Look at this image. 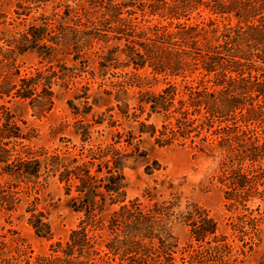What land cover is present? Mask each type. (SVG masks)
<instances>
[{
  "label": "trees",
  "instance_id": "obj_1",
  "mask_svg": "<svg viewBox=\"0 0 264 264\" xmlns=\"http://www.w3.org/2000/svg\"><path fill=\"white\" fill-rule=\"evenodd\" d=\"M16 1L17 19L26 21L33 10L43 13L33 19L37 25L17 32L0 30V42L6 47L0 46V212L15 211L21 202V184L28 187V179L34 184L42 179L43 184L57 177L64 184L65 195L75 193L73 211L84 216L68 239L51 246L52 254L38 258L37 264H155L145 256L143 242L157 238L153 235L155 217L164 208L158 204L145 208L138 198L124 202L127 183L120 163L131 153L115 145L124 140L126 146H132L136 137L131 130L116 131L113 144L85 153L81 150L74 156L54 152L45 153L42 160L28 158L32 155L24 145L28 136L8 105L20 99L34 115L45 116L54 103L55 80L68 85L76 70L75 65L68 68L62 63L58 71L49 65L35 76L18 77L16 57L28 49L40 50L49 64L72 56L85 72L86 55L95 42H123L122 48L106 49L100 67L111 66L109 62L123 56L122 67L133 71L111 85L114 91L103 92L114 105L96 115L93 124L107 121V128H116L139 122L137 138L148 134L159 146L189 144L203 150L205 144L216 145L224 151L221 178L231 205L244 206L250 196L264 195V0ZM201 7L215 17L232 16L237 22L224 26L217 35L215 20L190 23L191 15ZM141 70L149 71L153 81L156 76L171 80L157 93L140 90L130 96L132 86L140 88L150 81L136 74ZM82 89L86 111L78 114L84 117L92 105L88 87ZM133 98L135 105L130 104ZM143 113L146 121L154 115L160 117V129L140 122ZM90 136L89 128H84L82 141L89 142ZM113 205L118 208L107 213ZM196 210L197 215H204ZM29 222L38 236L51 235L41 213L32 214ZM191 227L196 241L215 233L214 222L206 217L191 222ZM2 230L0 227V264H21L24 251L2 256L7 248ZM103 230L108 239L104 256L110 254L111 263L103 260L96 244L94 233Z\"/></svg>",
  "mask_w": 264,
  "mask_h": 264
},
{
  "label": "rangeland",
  "instance_id": "obj_2",
  "mask_svg": "<svg viewBox=\"0 0 264 264\" xmlns=\"http://www.w3.org/2000/svg\"><path fill=\"white\" fill-rule=\"evenodd\" d=\"M16 3V0H0V30L17 32L26 29L27 25L38 24L33 19L43 13L41 9L33 10L24 21L23 18L17 19L14 14ZM46 10V14L50 12L49 6ZM209 19L215 20L217 35L224 26H235L237 22L232 16L215 17L201 7L191 15L190 23H207ZM0 46L6 48L2 42ZM114 46L122 48L123 42H95L87 52L85 72H82L79 62L72 61V56H66L61 63L53 61L49 64L40 56V50L28 49V52L16 57L14 66L18 77L35 76L37 71L49 65L56 71L62 63L68 68L76 66V70L72 71L74 77L68 85L63 80H55L54 103L45 116L34 115L27 102L20 99H14L8 105L22 133L28 136V141H24L28 153L32 152L28 158L42 160L45 153L52 155L54 152L74 156L81 150L85 153L90 148L113 144L112 138L116 131L131 130L136 137L132 146H126L124 140L115 145L131 153L120 163V171L127 183L124 202L138 198L145 208L154 204L164 208V212L155 217L157 222L153 235L157 238L143 242L147 259L156 261L155 264H264V195L250 196L243 203L244 206L231 205L226 199L227 188L221 178L223 150L210 144H205L203 150L189 144L159 146L148 134L137 138L139 122L123 123L116 128H107V121L100 126L93 124L96 115L114 105L103 92L114 91L111 85L122 81L125 73L133 71L131 67H122L123 56L115 62H109L111 66L100 67L103 63L100 56ZM136 74L150 81L140 88L136 84L132 86L130 96L140 90L157 93L164 88L167 80H171L156 76L153 81L147 70ZM84 87L89 89L88 103L92 105V110L83 117L78 112L86 111L83 109ZM130 104L135 105L134 98ZM145 119L146 113H143L138 120L160 129V117L154 115L147 121ZM84 128H89L91 132L89 142L82 141ZM247 167L248 164L243 165V169ZM38 182L34 184L33 180L28 179V187L21 184V202L15 211L0 212V227L3 228V240L7 244L2 256L9 258L21 253H16L17 250L24 251L21 264H37L38 258L51 255V246L57 242L64 243L84 218L83 213L73 211L71 199L75 196L74 191L69 196L65 195L64 184H60L57 177H50L43 184L42 179ZM260 191L262 187L259 186ZM196 207L204 215H197ZM117 208L118 205L110 206L107 213ZM38 213L44 216L50 226L49 237L38 236L29 222L31 215ZM205 217L214 222L215 233L207 235L202 242L196 241L191 222L198 223ZM94 235L97 247L101 250L100 256L111 263L112 256H104L107 231H96ZM114 262H118V259L115 258Z\"/></svg>",
  "mask_w": 264,
  "mask_h": 264
}]
</instances>
